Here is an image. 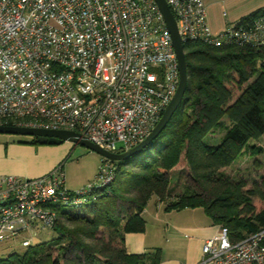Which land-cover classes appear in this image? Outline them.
<instances>
[{"label": "built area", "instance_id": "2783aa9c", "mask_svg": "<svg viewBox=\"0 0 264 264\" xmlns=\"http://www.w3.org/2000/svg\"><path fill=\"white\" fill-rule=\"evenodd\" d=\"M166 2L184 46L264 48V11L217 33L205 0ZM179 81L154 0H0V126L74 132L120 153L151 133ZM115 177L106 158L96 180L77 191L66 187L63 165L40 178L0 177V242L35 224L55 230L62 207L82 210ZM263 240L261 232L235 241L220 227L198 264H264ZM31 246L33 238L23 240Z\"/></svg>", "mask_w": 264, "mask_h": 264}, {"label": "trees", "instance_id": "16d2710c", "mask_svg": "<svg viewBox=\"0 0 264 264\" xmlns=\"http://www.w3.org/2000/svg\"><path fill=\"white\" fill-rule=\"evenodd\" d=\"M184 48L188 88L161 135L128 162L114 163V182L87 203L92 205L59 211L58 239L51 247L31 246L22 254L0 259V264H60L52 255L54 247L60 254L73 253L66 264H99L100 257L103 264H160V250L130 255L125 248L127 234L145 232L143 213L154 197L166 203V212L203 209L235 241L264 232V208L258 209L254 203L255 198L264 203V172L249 190L243 182L221 173L240 156L263 152L252 142L264 136V48L203 44ZM215 133H221V138L209 144ZM20 141L41 145L36 138ZM183 159L186 173L199 190L186 188L171 199L169 175ZM67 222L75 228H69ZM101 230L108 234V241L99 239L100 246L85 242V238L96 240Z\"/></svg>", "mask_w": 264, "mask_h": 264}, {"label": "crops", "instance_id": "0c3cea01", "mask_svg": "<svg viewBox=\"0 0 264 264\" xmlns=\"http://www.w3.org/2000/svg\"><path fill=\"white\" fill-rule=\"evenodd\" d=\"M205 4L209 25L217 33L228 24L264 11V0H205ZM63 156L61 146L24 144L13 138L2 140L0 177L40 178L62 163ZM147 216L152 217L154 225L151 233L149 222L145 220V232L127 234L125 248L130 255L153 254L160 250V264H198L204 244L220 230L201 208L157 211L151 216L148 204L143 218L147 219Z\"/></svg>", "mask_w": 264, "mask_h": 264}, {"label": "rangeland", "instance_id": "374dc122", "mask_svg": "<svg viewBox=\"0 0 264 264\" xmlns=\"http://www.w3.org/2000/svg\"><path fill=\"white\" fill-rule=\"evenodd\" d=\"M221 136H222L221 133H215L213 136L209 137L208 139L209 144H216L221 138ZM10 138L16 140H29L31 137L0 135V141L2 140L5 141ZM252 144H255L256 146L259 145L260 147H262L263 152L258 156L244 154L239 158H237V160L234 162L232 166L223 168L221 170V173H224L232 180L237 182L238 181L243 182L246 185L245 190L251 189L254 186L255 182H259V177L264 172L263 171L264 136L258 141H253ZM59 146L63 147L64 156L61 161L62 163L56 166V168L59 167L60 165L64 166V172L66 175V187L68 189L69 188L72 189V191H77L87 187L90 183H93L96 180L103 157L98 153L89 150L88 148L80 144L65 142L64 144ZM120 146L122 145L119 144V147ZM147 153L145 154L147 155ZM116 163H120V162H116ZM185 169H186V162L183 159L180 162V164L170 173V175L168 173L171 183L170 187L172 189L170 194L171 199H176V197L182 195L184 192H186V188H188L191 191H194V189L197 191L199 190L196 187L195 182L192 180V177H190V175L186 173ZM254 203L255 205H257L258 209L264 208V203L261 202L259 199L255 198ZM148 204H149V209L151 211V216H153L154 213H156L157 211H159L160 213H164L165 211L166 203L160 204L157 201V198L155 197L152 198ZM159 204H160L159 206L160 209L157 210ZM89 205H92V203L85 204V207ZM61 209L64 211L75 210L72 207H62ZM145 220L146 221L148 220L149 222V232L151 233L152 231L151 227L154 226L152 223V217L147 216V219ZM67 226L69 228H75V225L71 222H67ZM26 238H33V246L42 245L44 247H51L54 244L55 240L58 239V234L55 230L42 228L40 224H35L33 228V232L24 234L23 236L18 237L14 240L0 242V259H6L8 256L15 253L16 254L24 253L27 249L22 247V242ZM101 238H104L105 241L109 240L108 234L103 230L99 232L96 240L87 239V238H85L84 240L86 243L90 245L100 246L98 240ZM51 251L53 257L55 259H58L60 264H66L68 260L73 259L74 257L73 253L60 254L58 248L55 247L52 248ZM99 260H100L99 264H103L104 259L100 257Z\"/></svg>", "mask_w": 264, "mask_h": 264}, {"label": "water", "instance_id": "95a60500", "mask_svg": "<svg viewBox=\"0 0 264 264\" xmlns=\"http://www.w3.org/2000/svg\"><path fill=\"white\" fill-rule=\"evenodd\" d=\"M154 1L156 2L159 10L161 11L167 29L169 30L172 36L174 49L179 63L180 81L177 92L171 100L169 106L163 113L160 121L156 124L151 133L143 141L129 149H124L120 153H111L101 149L99 146L91 143L87 139L83 138L81 135L69 131H53L25 127L0 126V135L36 138L40 144L51 146H59L64 144L65 142H72L80 144L114 163L131 160L140 153H142L144 150H146L148 147H150L154 143V141L161 135V133L166 129V127L170 124L175 112L180 107L188 88V69L185 48L181 36L179 34L177 21L166 0Z\"/></svg>", "mask_w": 264, "mask_h": 264}]
</instances>
